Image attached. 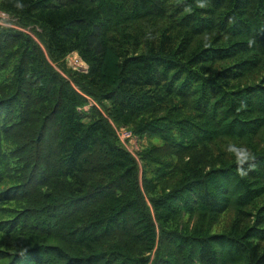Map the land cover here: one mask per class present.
Instances as JSON below:
<instances>
[{"label": "trees", "instance_id": "obj_1", "mask_svg": "<svg viewBox=\"0 0 264 264\" xmlns=\"http://www.w3.org/2000/svg\"><path fill=\"white\" fill-rule=\"evenodd\" d=\"M19 2L41 30L0 25V264H148L151 203L152 264H264V0Z\"/></svg>", "mask_w": 264, "mask_h": 264}, {"label": "rangeland", "instance_id": "obj_2", "mask_svg": "<svg viewBox=\"0 0 264 264\" xmlns=\"http://www.w3.org/2000/svg\"><path fill=\"white\" fill-rule=\"evenodd\" d=\"M0 25L23 28L25 31L32 33L34 37H36L37 34L34 32L33 28L41 30V27H39L38 25L26 26V25L21 24V22H19V18L17 16L11 15L9 12L5 11L2 8H0ZM65 63L67 65V66L65 65L66 67H71L73 69L75 68V69L80 70V71H87L89 68L88 62L83 60L81 58L80 54L77 52H72L71 54L68 53L65 57ZM53 64L63 74H66V71L63 68L62 62L58 63L56 61H53ZM90 99H91V101L86 103L84 105V108L89 109L90 105L93 103L95 105L100 106V104L98 103V101L95 98L90 96ZM105 112H107V111H105ZM107 114H109V113L107 112L106 115ZM108 117L110 118L111 116L109 115ZM111 120L113 121L115 129L117 130V133L120 137V140L133 153L137 154V152L144 145L149 144L150 140L148 138H146L145 136L143 137V139H139L136 135H134L132 133V130L129 128V126H126L124 124H122V125L118 124L113 120V118ZM153 141L157 142V140H155V139ZM140 163H141L140 169H141V175H142L143 171H144V165H143V162H140ZM151 211L153 212V217L155 218V223H156L157 231H158V237H157V243H156L153 251H149L146 253V255L150 256V261L148 264H152V261L156 258L158 247H159L160 231H161L160 223H159V220L156 218V216H157L156 211L154 210L152 203H151ZM232 216H233V212L231 210H227L224 213H222L221 219H220L219 223L216 225V228H221V227L227 225L228 222H230ZM194 221H195V215L187 216V214H186L185 217L177 218L175 226H177L179 228H182L185 225L192 226Z\"/></svg>", "mask_w": 264, "mask_h": 264}, {"label": "clouds", "instance_id": "obj_3", "mask_svg": "<svg viewBox=\"0 0 264 264\" xmlns=\"http://www.w3.org/2000/svg\"><path fill=\"white\" fill-rule=\"evenodd\" d=\"M197 7L204 8L207 6L206 0H196ZM16 7L23 9L24 5L17 0ZM253 42L250 41V46ZM227 151L232 153L235 156L236 161V171L240 177H246L249 171L253 170L256 165L254 163L255 154L245 146H239L237 144H229ZM247 165V168H245ZM27 252V249H21L20 255H24Z\"/></svg>", "mask_w": 264, "mask_h": 264}, {"label": "built area", "instance_id": "obj_4", "mask_svg": "<svg viewBox=\"0 0 264 264\" xmlns=\"http://www.w3.org/2000/svg\"><path fill=\"white\" fill-rule=\"evenodd\" d=\"M73 52H77V51H73ZM72 53V52H71ZM71 53H69V54H71ZM78 53V52H77Z\"/></svg>", "mask_w": 264, "mask_h": 264}]
</instances>
